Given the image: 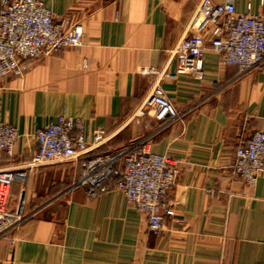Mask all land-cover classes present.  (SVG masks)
Wrapping results in <instances>:
<instances>
[{
	"label": "crops",
	"instance_id": "crops-1",
	"mask_svg": "<svg viewBox=\"0 0 264 264\" xmlns=\"http://www.w3.org/2000/svg\"><path fill=\"white\" fill-rule=\"evenodd\" d=\"M41 1L85 35L79 48L25 61L20 74L0 78V123L19 132L13 156L0 151V170L27 163L36 132L64 116L83 122L88 143L104 134L91 155L143 140L180 174L157 236L122 192L89 199L83 188L70 190L81 161L40 166L10 187L11 208L23 201L28 219L15 243L0 240V264H264V174L247 185L233 172L236 149L264 131V64L241 75L209 50L202 78L161 82L180 119H133L154 83L144 69L175 72L169 52L200 0ZM232 1L239 14L264 15V0Z\"/></svg>",
	"mask_w": 264,
	"mask_h": 264
},
{
	"label": "built area",
	"instance_id": "built-area-1",
	"mask_svg": "<svg viewBox=\"0 0 264 264\" xmlns=\"http://www.w3.org/2000/svg\"><path fill=\"white\" fill-rule=\"evenodd\" d=\"M84 35L82 24H74L69 16L57 18L41 0H2L0 78L20 74L25 61L79 48ZM209 50L220 55L223 65L238 68L241 75L260 67L264 64V15L239 14L232 0L221 4L200 0L187 32L169 52L175 72L144 69L154 83L133 119L146 115L159 123L180 119L161 82L187 74L202 78L204 55ZM83 131L81 120L61 116L36 132L37 151L27 163L0 170V240L10 238L15 243L13 233L28 219L23 201L11 208V185L24 182L40 166L63 161H81L79 178L70 190L83 188L89 199L120 191L129 205L146 216L148 231L157 236L162 233L165 217L171 213L168 196L180 174L177 162L148 151L143 140L116 152L91 155L106 137L97 131L88 143ZM18 139L17 128L0 123L1 152L13 156ZM233 172L247 185L256 184L264 174V131L254 132L236 149Z\"/></svg>",
	"mask_w": 264,
	"mask_h": 264
}]
</instances>
